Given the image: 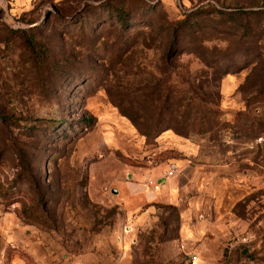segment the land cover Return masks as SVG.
I'll return each mask as SVG.
<instances>
[{"label":"rangeland","instance_id":"374dc122","mask_svg":"<svg viewBox=\"0 0 264 264\" xmlns=\"http://www.w3.org/2000/svg\"><path fill=\"white\" fill-rule=\"evenodd\" d=\"M0 10V264H264V0Z\"/></svg>","mask_w":264,"mask_h":264},{"label":"crops","instance_id":"0c3cea01","mask_svg":"<svg viewBox=\"0 0 264 264\" xmlns=\"http://www.w3.org/2000/svg\"><path fill=\"white\" fill-rule=\"evenodd\" d=\"M156 168V167H155ZM159 168V167H158ZM152 171H155L156 169H151ZM158 171V170H157ZM130 173H133L130 172ZM133 191H139V188H134ZM6 229V228H3ZM2 237L0 238V246L2 245H8L18 240L17 236H14L12 233H9V231L4 232V230L1 232Z\"/></svg>","mask_w":264,"mask_h":264},{"label":"built area","instance_id":"2783aa9c","mask_svg":"<svg viewBox=\"0 0 264 264\" xmlns=\"http://www.w3.org/2000/svg\"><path fill=\"white\" fill-rule=\"evenodd\" d=\"M175 171H176V165H175L174 163H171V164L168 166V169L166 170V174H165V175H166V176H171L172 174L175 173ZM158 186H159V184H158V183H155L153 187H154L155 189H158ZM190 259H191V263H192V264H195V259H196V257H195L194 255L191 254Z\"/></svg>","mask_w":264,"mask_h":264},{"label":"trees","instance_id":"16d2710c","mask_svg":"<svg viewBox=\"0 0 264 264\" xmlns=\"http://www.w3.org/2000/svg\"><path fill=\"white\" fill-rule=\"evenodd\" d=\"M0 12H1V10H0ZM173 156H168V157H166L165 159H170V158H172Z\"/></svg>","mask_w":264,"mask_h":264},{"label":"water","instance_id":"95a60500","mask_svg":"<svg viewBox=\"0 0 264 264\" xmlns=\"http://www.w3.org/2000/svg\"><path fill=\"white\" fill-rule=\"evenodd\" d=\"M112 192H113V193H116V189H113Z\"/></svg>","mask_w":264,"mask_h":264}]
</instances>
